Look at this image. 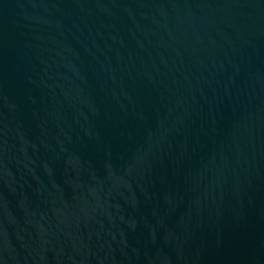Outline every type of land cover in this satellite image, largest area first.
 <instances>
[{
  "label": "water",
  "instance_id": "obj_1",
  "mask_svg": "<svg viewBox=\"0 0 264 264\" xmlns=\"http://www.w3.org/2000/svg\"><path fill=\"white\" fill-rule=\"evenodd\" d=\"M0 264H264V0H0Z\"/></svg>",
  "mask_w": 264,
  "mask_h": 264
}]
</instances>
